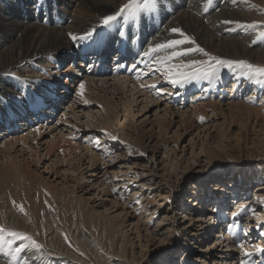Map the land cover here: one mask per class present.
<instances>
[{
  "label": "rangeland",
  "instance_id": "1",
  "mask_svg": "<svg viewBox=\"0 0 264 264\" xmlns=\"http://www.w3.org/2000/svg\"><path fill=\"white\" fill-rule=\"evenodd\" d=\"M168 1L176 3L179 0H159L157 11L168 9L164 5ZM227 1L232 5L229 12H218L220 9H216L218 6L216 0H211L210 3L206 0V6L209 8L205 9L204 14L210 11L209 14L205 17H202L204 14L201 16L199 13L193 15V22L196 23L205 19L207 21L209 19L206 17L216 15L219 18V27L224 24V17L227 18L228 28L221 35H227L225 40L221 44H213L211 38L199 39L190 22L187 28L179 30L194 40L195 44L185 42L178 47L186 51L199 46L208 56L199 51L181 55L179 56L181 58L175 59V62L178 61V67L180 64L179 69L176 67L175 70L188 71L182 67V64L193 59L207 62L209 57L233 61L244 60L254 65L264 66V39L257 40L256 32L247 27L256 24L258 29H264V0ZM181 3L185 9L195 6L193 0H182ZM59 8L64 9L63 6ZM58 13L62 12L58 9ZM56 22H59V19ZM45 24L49 23L44 22ZM137 27L138 25H131L133 29L128 33L138 37ZM180 32H178L179 40H182L184 37ZM99 57V62L92 59L90 55L85 61L80 56L71 61L66 57L65 63L59 66L58 72L61 78L55 82L56 90L59 94L61 93L60 96H64L65 100L62 99L59 102L56 100L55 106L48 103L33 114H27L26 117L17 121L18 124L10 128L11 131L7 129L0 136V146L1 142L6 140L13 141V139L27 136L25 145L18 142L13 146L12 155H18V159L24 163L28 162L32 174L37 175L35 184L31 185L29 190H27L28 185L23 190H16L13 186L5 188V190L9 189L8 194H5L4 190L0 191V207L12 205V209L20 211L22 207V212L27 217H34L35 225L39 228L34 233L28 231L25 233L20 229L12 228L3 220V209L0 211V226H4L6 230L25 233L44 246L45 236L40 231L44 230L43 226L48 213L57 212V216H66L63 218L65 230L62 234L65 235V244L68 245V249L85 256L89 251L86 252L79 241L73 237L74 233H77V202L82 199L84 235L91 238L98 249V252H89L91 254L87 258L92 264H106V260L112 263L113 259L117 258L114 248L124 231L128 233L134 245L135 260L138 264L166 262L167 264H264V254L258 253L255 247L259 245L264 248V207L258 209L260 203L264 205V94L253 93L251 88L246 89V82L249 80L243 77L239 69L232 72L226 68L222 69L219 78L210 81L215 82L218 89L209 92L210 95L206 99L223 103L222 110L214 114L209 110L203 122L201 116H195L192 120V118L181 116L180 112H192L191 102L195 100L194 97L203 93L208 80L190 83L189 89L183 96L179 94L180 87L172 86L163 78L156 76L153 70L147 71L137 63L132 65L131 61L119 62L121 58L115 60L110 54L107 58L102 59V55ZM101 59L102 64L105 65L104 77L109 80L116 77L128 78V85H132L127 87L125 91L127 94L120 93L121 95L117 94L114 97L122 114L117 128L125 124L131 125L128 131L137 128L138 131H142V128L146 129V134H143L145 132L142 134L145 145L148 146L150 140L155 138L153 141L155 142L159 134L155 122L163 119L168 128L166 136L168 142L163 141L165 144H170L167 148L163 145L162 149H156V153L153 149L145 150L144 147L133 148L135 146L130 142L133 139H124L121 135L123 132L120 130L117 132L118 135H115L116 140L107 138L110 134L106 130L104 113L100 112L96 104H84V100L77 94L79 84L85 77L81 70H90L91 74L94 73L98 70ZM25 61L23 63H26V66L33 69L37 75L39 74V84L42 81H55V67L58 63L54 59H51V63L49 62V67L47 63H44L45 68L40 70L35 66L39 67L42 64ZM23 63L19 65H24ZM79 63H82L81 68L76 67ZM19 65L3 73L7 78L5 84L14 101L22 97L26 102L32 101L31 89L36 84L30 81L31 77L27 78L29 75L27 76L26 72L22 73L23 68ZM122 66L125 68L122 69ZM70 69H76V71L69 79ZM76 78L79 79L75 80ZM239 79V84L235 85V80ZM65 84L69 89L66 95L62 93L66 91L63 90ZM149 85H155V87L150 88ZM133 86L137 88L134 89L135 95L133 93L136 99L134 96L132 99ZM258 86L263 90L264 82ZM10 92L0 94V99L14 104L12 99L9 100ZM35 92L39 97L42 89ZM235 94H239L240 97L238 96L233 103L239 102L240 105L233 104V109L227 104L228 97ZM147 96L149 97L146 102ZM53 103H56L55 100ZM147 103L149 105H145ZM243 105L252 109L256 108L257 113L255 110L246 111ZM1 106H4L2 100H0ZM167 109L172 111L174 117L166 113ZM130 116L131 118L134 116L132 124L127 121L131 119ZM188 120L189 123H193H191L192 126L188 124ZM153 128L154 134L150 131ZM58 134H63L66 139L69 138L68 142L74 146L72 151H70L69 143L65 142V144L61 139L59 141ZM49 144H53L54 148L57 147L55 150H58V160L55 156L48 158L45 153L41 154ZM28 148L39 149L37 161L30 153L31 151L27 150ZM90 155L95 160L89 158ZM30 158L33 159L29 161ZM34 159L36 162L41 160V164L34 162ZM211 178L215 182L210 180ZM207 180L213 183L212 187L207 186L209 184ZM223 181L227 189L231 187L237 189L230 200L224 199L228 195L219 193L222 191L220 187L223 186L219 182ZM244 181H250V188L244 186ZM214 184H217L216 187ZM196 185L199 187H195ZM48 187L65 190L68 193V211L63 208L57 198L50 200L45 196ZM105 190L107 192H104ZM198 192L201 193V197L197 198ZM94 213L101 215L107 223L108 235L105 239L102 230L96 229L94 223L92 225ZM209 219L214 221L213 228H208L211 222ZM241 242L244 245L243 249L239 246ZM12 247L29 248L28 242L21 240H12ZM245 251L252 255L245 257ZM96 255L102 257L100 261L95 262ZM0 260L1 263H6L1 256Z\"/></svg>",
  "mask_w": 264,
  "mask_h": 264
},
{
  "label": "bare ground",
  "instance_id": "2",
  "mask_svg": "<svg viewBox=\"0 0 264 264\" xmlns=\"http://www.w3.org/2000/svg\"><path fill=\"white\" fill-rule=\"evenodd\" d=\"M181 1L182 0H179L176 3L175 2L173 3L172 1L171 2L168 1L167 3H164V5L168 7V9H160L159 11L152 13L150 16L142 15L139 19L118 18L117 22H113V26H104L102 23L103 18L117 12V10L123 4L127 3L128 0H0V75H1L0 94H3V93L9 94L8 92H10L7 89V85L5 84L7 81L6 80L7 78H5L6 74H3L4 72H8L10 68L17 67V65L23 63L25 60H28V62L30 63L33 62L36 64L37 63L42 64L39 67L35 66L36 69H39V70L45 68L43 66L44 63H47V67H49V62L51 63V59H54L56 63H58V66L55 67L56 68V73L54 74L55 81L54 80L53 82L42 81L40 84L38 83L39 74L37 75L36 72L33 71V69L26 66L25 65L26 63L25 64L23 63L24 65H19L21 68H23L22 73L26 72L27 76L29 75V77L27 78L30 79L31 77L30 81L33 84H36V86L31 89V96L33 100L32 101L29 100L26 102L24 100L25 98L23 99L22 97L18 100L15 99L14 101L13 96L11 95V92L9 95V100L12 99L14 104L12 103L9 104L7 102H4L3 99H0L4 103V106L0 107V136L3 135V133L7 129L11 131L10 128L18 124L17 121L19 119H23L24 117H26L27 114L29 115L33 114L34 112L38 111L42 106H46L48 103H50L51 105L54 104L55 106L57 104V101L59 102V100H62V99L65 100L64 96L63 95L60 96L61 93L59 94L58 93L59 91L56 90L57 84H55V82L56 80L61 78V74L58 72L60 69L59 66L61 63H65L66 57H68V59H70L71 61L77 58L78 56H80L81 59L85 61L86 57L90 55V57H93L92 59H95L97 62H99V58H100L99 56L102 55V59H103L105 57L107 58V56H109L110 54V56H113L115 60H117V58L118 59L121 58L122 60L121 61L118 60L119 62L125 63L126 61L128 62L131 61L130 64L132 65L134 63H137L138 66H140L141 68H145V70L147 71L153 70L156 76L158 75V77L163 78L164 81L170 83L172 86H175L177 88L180 87L177 85H173L170 82L169 75L166 74V69L170 67L171 65H176V67L179 69L180 64L178 67L177 65L178 61L175 62V59L177 58L178 60L179 56H174L170 61L166 62L164 65H160L157 63V61L160 60L161 57L163 56L170 55L173 50L165 49V50H161L158 53L153 52V53H150L148 56H145L144 53L148 50V48L155 46L157 44L165 43L172 39L179 40L180 35H178V32H172L171 30L181 29L184 27L187 28V24H189L190 22H192V25L195 30V34H197L199 39L204 40V39L211 38L213 44L214 43L221 44V42L225 40V36L227 35L225 36H221V35H222V32H225L228 28L227 18L224 17L225 22L219 27V18L216 15L206 17L209 19L207 21L205 19V21H202V22H197V23L193 22L194 14L199 13L201 16L204 14L205 9L208 7L206 6V0H193L195 2L194 3L195 6L190 7L188 9L184 8V5L181 3ZM226 1L216 0V3H218V6L216 7V9H220L218 10V12L220 11L229 12L232 9V5H230L229 3H227L228 1L227 2ZM61 6H63L64 8L63 10L59 8ZM58 9L62 13H58ZM209 12H207V14H209ZM207 14H204L202 17H205ZM57 19H59V22H56ZM44 22H48L49 24L44 25ZM131 25H135V26L138 25L137 27L138 37H134L131 35V33H128L131 29H133L131 28ZM92 29H95V32L93 33V37H92L93 39L96 38L95 40L93 39L73 40L72 39V35H75L76 37H81V36H84L87 32H89ZM175 50L184 52L182 51L183 49L181 50L178 46L176 47ZM102 59L100 61L98 70H96L94 73L91 74L90 70H81V72H83V75H85L84 79H82V83L84 84L83 96L82 97L80 96L84 100V104H86L85 101H87L88 105L96 104L99 107L100 112L102 111L104 113V117L106 120L105 124L107 128L106 130H107V133L110 134V136L111 134L112 136H115V135L117 136L118 135L117 132L120 130L123 132V133L121 132L122 134L121 133L120 134L122 135L124 139L126 138L133 139L130 141L135 146L133 148L137 147V148L142 149L144 147L145 150L153 149L154 153H156L158 149H162L161 147L163 145H164L163 147L167 148V146L170 144H165L163 143V141L168 142L166 140L168 128L166 126V123L163 121V119L157 122L154 121L156 125L158 126L159 134L155 142H153L155 138L154 140H150V143L148 144V146L145 145L146 144L144 141L145 139L143 138V134H146V129L142 128L141 129L142 131H138L139 129L137 128L138 130L136 129V130L128 131L130 129L129 126L131 125H125V124H123L119 129L117 128L120 122L119 120L120 116H122V114L119 110L118 104L115 102L116 100H114V97H116V95L120 93L125 94L126 93L125 91L132 85H128L129 84L127 80L128 78H123V77L117 78L116 77V78L109 80L108 78L104 77L103 75H105V68H104L105 65L102 64L103 62ZM81 66H82V63H79L76 65L77 68H81ZM124 68L125 67L122 66V69ZM175 68H173L172 70L173 75L176 72H184V71H181V69L175 70ZM75 71L76 69H70L69 79L72 76H74ZM78 79L76 78L75 80H78ZM239 82H240V79L235 80V85L239 84ZM76 83L79 84L77 81ZM206 85L204 86L205 89L203 93L199 94V96L194 97L195 100L191 102L192 112L189 113L186 111L185 112L182 111L183 113L180 112L181 116L183 115L190 119L192 118V120L195 118V116L196 117L201 116L204 119V118H207L206 116H208L209 110H211L210 113L213 111V114L218 112L219 110H222L221 107L223 106V103L222 104L217 103V101L214 102V99L213 100L210 99L211 101L206 100L207 97H209L210 95L209 92H213L216 89H218L215 82L208 81ZM189 86H190V83H185L183 87H180L179 94L184 96L186 90L189 89ZM67 87L68 86L65 84L63 88V90H66L65 92H62L61 90V92L64 93V95H66L69 92L68 91L69 89H67ZM135 88L136 87L132 88L133 89L132 91L130 89V91L132 92V99L134 97H135L134 99H136V96H134L136 93V90L134 91ZM247 88H251L253 90V93L261 92L264 94V87L262 90V87H259L258 85L252 82H249V81L246 82V89ZM40 89H42V94H40V96L37 97L36 95L37 93L35 91H39ZM79 92H80V88L78 87L77 93ZM128 94H131V93H128ZM238 96L240 97L239 94L238 95L235 94L234 96L228 97L229 102L230 101L231 102L230 103L228 102L227 105L229 107L232 106L233 104L237 106L240 105L239 102L233 103L238 99ZM148 97L149 96L145 98L146 102L148 101ZM54 100L56 103H53ZM148 103L145 105H149ZM125 107H127V105H125ZM242 107H244L246 111L248 110V112L249 111L253 112L256 109V108L252 109L250 107L248 108L244 105ZM129 111L130 109L128 110V112ZM171 112L168 111V109L166 110L167 114H171L174 117L173 113ZM255 113H257V111ZM129 114L131 115L132 112ZM174 114H177V113H174ZM132 118L130 120H127L129 124L133 123ZM189 120H188V124L191 125L193 121L190 120L192 122L189 123ZM188 124L187 126H190ZM150 131L153 132L155 130L153 128ZM58 135L60 136L59 141L63 140L64 143L65 142L67 144L69 143L67 140L69 138L66 139V136L64 137L63 134L62 135L58 134ZM110 136L107 135V138ZM26 139H27V136L20 138V139L16 138V140L13 139V141L6 140V142H1V146H0V191L4 190L3 192H5V194H8L9 192L7 191L9 189L5 190V188H10L11 186H13L16 190L17 189L23 190V188L29 185L27 189L29 190L30 186L35 184V179L37 178V175L32 174L33 172H31L32 170H30L31 167L29 166L28 162L24 163L22 160L18 159L19 157L18 155H16L17 157L12 155L13 146L18 142H22V145L23 143L25 145ZM69 146H70L69 147L70 151H72V147L74 146L71 145L70 143H69ZM28 147H30L29 144H28ZM35 148H31V149L28 148L27 150L31 151L30 153L32 154L34 158H36V161H37L36 156L38 155L37 152L39 149L38 148L35 149ZM55 149H57L56 146L54 148L53 144H49L47 145L46 148H44L42 153L41 151L40 153L41 154L45 153L48 156V158L50 156H55V159L58 160L57 159L58 150H55ZM27 153H29V151ZM26 155L29 156L28 154ZM89 158H91L92 160H95V158L92 156ZM32 159L30 158L29 161H31ZM36 161L34 159V162ZM39 162H36V163H39L40 165L41 160ZM52 167H54V165ZM210 180H213V179L211 178ZM210 180L209 181L207 180L209 183L207 186L211 185L210 187H212L213 183H211ZM219 183L223 185L222 187H220L222 191L219 193L223 195H228V196H225L224 199L230 200L236 193V190H237L236 187H234V189H232V187L227 189L226 188L227 186L224 184V181L222 183L221 182ZM243 183L245 184L244 186L246 188L248 187L250 188L251 186L250 181H246V182L244 181ZM214 185L216 187L217 184H214ZM195 187H199V186L196 185ZM217 188L219 187L217 186ZM47 190L48 192L45 194V196L49 197L50 200H54V199L56 200L57 198L59 203L63 206V208L66 211H68L67 210V207H68L67 202L69 201L67 199L68 193L65 192V190H60V189L56 190L55 188L49 189V187ZM66 191H69V190H66ZM104 192H107V190H105ZM197 194H198L197 198L201 197L200 192H198ZM105 195L107 196V194ZM254 198H256V196H254ZM8 206L9 207H0V211H2V209L4 210L3 220L7 222L9 226H11L14 229L16 228V230L20 229L22 232H25V233L26 231L30 233L31 232L34 233L38 230L39 227H36L34 217H31V216L27 217L24 214V212L17 210L15 208L12 209L11 208L12 205L11 206L8 205ZM263 207L264 205L260 203L258 209L263 208ZM77 215H78L76 218L78 220L77 228H76L77 233H74L73 237L74 239L76 238L79 241L80 246L86 252L91 251L95 253L98 249H96L97 247H95V245L92 243L93 240L89 238L88 236L84 235L85 230H84V222L82 219L83 218L82 199L78 200L77 202ZM65 217L64 216L60 217L59 215L57 216V212L55 214L48 213V215L45 218V222L43 226L44 233L42 229L41 231L39 230L43 234V236H45L44 238L45 244L43 246V253H44L43 257L41 258L35 255L34 251L31 248H27V249L22 248L23 250L21 253L23 254L19 253V256H21V259L29 260V264H92L90 262V259L87 258L88 255H90L91 253L87 252L85 256H82V254L77 251L72 252L71 250H69L68 245L65 244V235L62 234V232L65 230L63 226V221H64L63 218ZM93 220L94 222L92 221V225L94 223L96 229L102 230L103 238L105 239V236L108 235L107 234L108 226H107L105 219H103L101 215L94 213ZM209 220L211 222L209 223L210 225L208 228H211V227L213 228L214 221L211 219ZM41 221H43V219ZM45 229H48V231H45ZM114 249H115L114 252L116 253L117 258H114L112 263L111 262L109 263L106 260V264H138L136 263V260H135L134 245L132 241L130 240L128 233H126L125 231L123 232V235L121 236L118 244L115 246ZM53 253H56V254H53ZM0 254H1L0 255L1 258L3 259V262L5 260L6 262V263L4 262L5 264H19L18 261L13 259L8 248L0 250ZM106 257L110 258L108 256ZM96 258L97 260L95 259V262L100 261L102 257L99 255H96ZM0 264H3V263L0 262ZM164 264H167V262Z\"/></svg>",
  "mask_w": 264,
  "mask_h": 264
},
{
  "label": "snow or ice",
  "instance_id": "3",
  "mask_svg": "<svg viewBox=\"0 0 264 264\" xmlns=\"http://www.w3.org/2000/svg\"><path fill=\"white\" fill-rule=\"evenodd\" d=\"M158 2L159 0H128V2L123 4L117 10V12L104 17L102 23L104 26H113V22H117L118 18L139 19L142 15L150 16L152 13H155L158 10ZM207 2L210 3L211 0H207ZM247 27L252 29L254 32H256L257 40L264 39V29H258V25L256 24L248 25ZM171 31L180 32L179 29H172ZM94 32L95 29H92L81 37H76L75 35L72 34L70 35H72L73 40H77V39L86 40V39H91L93 37ZM180 34L184 37L182 40L172 39L165 43H161L149 47L148 50L144 53V55L148 56L150 53L153 52L158 53L161 50L172 49L173 51L171 52L170 55L163 56L161 57L160 60L157 61V63L160 65H164L166 62L170 61L174 56L187 55L189 52L192 51H199L203 53L205 56H208V54L204 52L202 48H199V46H196V48L194 49L189 48L184 52L176 51L175 50L176 47L178 45L184 44L185 42H190L192 44H195V41L192 40L190 37H187L182 32H180ZM175 67L176 65H171L170 67H168L166 69V74L169 75L170 82L173 85H177L180 87H183L185 83H192L194 81L195 82H199L200 80L212 81L213 79H218L221 70L225 68L228 69L230 72L239 69L245 79L249 80L250 82L256 85H260L262 82H264V66L254 65L244 60L233 61V60L220 59L217 57H209L208 61L205 62V61L193 59L190 60L188 63L182 65V67L188 69V71L176 72L173 75L172 70ZM149 87L154 88L155 85H149ZM79 88H80V92L77 94L82 97L84 84L81 83L79 85ZM85 103H87V101H85ZM201 121L203 122V118H201ZM110 138L113 140L117 139L115 136H110ZM129 154H131V149H129ZM141 155H143V153H141ZM21 211H23L22 207H21ZM241 211H244V209H241ZM237 215H239V213ZM12 240L27 241L28 247L34 251V254L41 258L43 257L44 255L43 246L38 241H36L31 236H28L25 233L6 230L4 226H0V250H3L5 247H7L13 259L18 261L19 264H29V260L21 259L19 257V253H21L23 249L20 247L13 248ZM239 246L241 247V249H243L244 247L242 242ZM255 247L258 253L264 254V248H261L259 245H256ZM244 255L245 257H250L252 253L245 251Z\"/></svg>",
  "mask_w": 264,
  "mask_h": 264
}]
</instances>
